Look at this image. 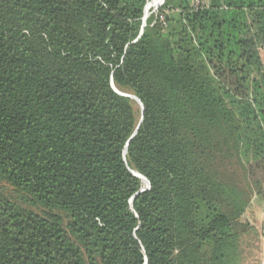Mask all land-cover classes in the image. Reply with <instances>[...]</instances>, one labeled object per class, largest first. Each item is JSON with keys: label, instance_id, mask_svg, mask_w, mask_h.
Instances as JSON below:
<instances>
[{"label": "trees", "instance_id": "16d2710c", "mask_svg": "<svg viewBox=\"0 0 264 264\" xmlns=\"http://www.w3.org/2000/svg\"><path fill=\"white\" fill-rule=\"evenodd\" d=\"M147 2L0 0V264H240L264 0Z\"/></svg>", "mask_w": 264, "mask_h": 264}, {"label": "crops", "instance_id": "0c3cea01", "mask_svg": "<svg viewBox=\"0 0 264 264\" xmlns=\"http://www.w3.org/2000/svg\"><path fill=\"white\" fill-rule=\"evenodd\" d=\"M259 204H250L244 214V219L251 224L253 230L245 239L248 244L243 250L240 264H264V236L261 232L264 222V203Z\"/></svg>", "mask_w": 264, "mask_h": 264}, {"label": "water", "instance_id": "95a60500", "mask_svg": "<svg viewBox=\"0 0 264 264\" xmlns=\"http://www.w3.org/2000/svg\"><path fill=\"white\" fill-rule=\"evenodd\" d=\"M162 2H164V0H161V3ZM160 3V4H161ZM159 4V5H160ZM146 15H145V8H144V16H143V23H142V28H141V32H142V29L144 28V26H145V20H146ZM116 93L118 94V95H120V96H124V97H128V98H130V99H132V100H134L135 102H136V104H138L139 106H140V108H141V112H142V105L140 104V102L138 101V99L136 98V97H134V96H131V95H127V94H123V93H120V92H117L116 91ZM134 176H136V177H138L141 181H142V183L144 184V188H142L141 190H139V192L138 193H140V192H142V191H144V190H148L149 189V183H148V181L144 178V177H142L141 175H139V174H137V173H132ZM133 199V198H132ZM132 199L130 200V203L132 202Z\"/></svg>", "mask_w": 264, "mask_h": 264}, {"label": "rangeland", "instance_id": "374dc122", "mask_svg": "<svg viewBox=\"0 0 264 264\" xmlns=\"http://www.w3.org/2000/svg\"><path fill=\"white\" fill-rule=\"evenodd\" d=\"M150 1H152V0H148L147 4H148ZM160 2H161V1H160ZM159 8H160V5H158L157 8L152 9V10L149 12V14H151L152 12H156ZM149 14H148V16H149ZM148 16H147V17H148ZM260 202H261V203H262V202L264 203V200H262V199H257L256 197H252L251 200H250V204H253V203H257V204H259ZM259 205H260V204H259ZM246 244H248V241H246V240H242V248H243V250L245 249Z\"/></svg>", "mask_w": 264, "mask_h": 264}, {"label": "built area", "instance_id": "2783aa9c", "mask_svg": "<svg viewBox=\"0 0 264 264\" xmlns=\"http://www.w3.org/2000/svg\"><path fill=\"white\" fill-rule=\"evenodd\" d=\"M208 1H209V0H191V5H192V7H193L194 9H197V8H199L200 6H205V5H207V4H208ZM162 4H163V2L160 4V6H162ZM261 232H262V234H263V236H264V222H263V224H262V226H261Z\"/></svg>", "mask_w": 264, "mask_h": 264}, {"label": "bare ground", "instance_id": "6f19581e", "mask_svg": "<svg viewBox=\"0 0 264 264\" xmlns=\"http://www.w3.org/2000/svg\"><path fill=\"white\" fill-rule=\"evenodd\" d=\"M160 1L161 0H152L145 6V15H146V17L148 16L149 12L152 9L157 8V6L161 3Z\"/></svg>", "mask_w": 264, "mask_h": 264}]
</instances>
